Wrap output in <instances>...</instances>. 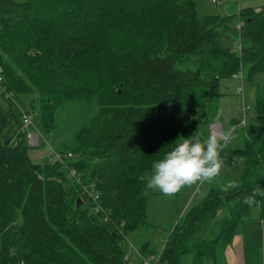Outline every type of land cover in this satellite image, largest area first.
I'll list each match as a JSON object with an SVG mask.
<instances>
[{"label":"trees","instance_id":"obj_1","mask_svg":"<svg viewBox=\"0 0 264 264\" xmlns=\"http://www.w3.org/2000/svg\"><path fill=\"white\" fill-rule=\"evenodd\" d=\"M245 66L249 79L264 73V5L203 15L197 0H0L4 91H37L46 135L67 103L96 106L59 151L71 157L43 169L27 157L21 115L0 106V264H128L123 237L146 225L153 162L184 138L207 139L221 82ZM254 95L240 147L221 152L243 161L240 178L184 213L159 264H225L251 212L264 222V196L243 203L264 189V85Z\"/></svg>","mask_w":264,"mask_h":264},{"label":"rangeland","instance_id":"obj_2","mask_svg":"<svg viewBox=\"0 0 264 264\" xmlns=\"http://www.w3.org/2000/svg\"><path fill=\"white\" fill-rule=\"evenodd\" d=\"M197 5L199 12L203 15L209 13L234 15L237 14L240 9L259 11L264 5V0H215V2L212 0H197ZM233 22L236 24V21L233 20ZM241 76L242 81L233 80L231 78L221 82L222 85L220 86V89L224 93V96H222L215 105L216 111L213 115V121L217 120V123L222 125V129L220 130L223 131L222 133L235 125L230 122V120L237 117L236 109L240 107L242 103L245 106L250 107L248 113L249 115H253L255 87L264 85V73H256L251 79H249L248 70L245 66L241 69ZM240 86L243 88L241 94L239 92ZM11 103L12 109L18 115H21L22 113L26 114V110L29 109V106H33L35 109V112L29 116L31 125L28 127L30 132L35 135L33 138L34 142L29 143L25 134L23 143L26 147V154L29 161L41 169L52 163V155L59 153L61 149H64L62 148L64 143L68 146L71 145L73 133L80 126L88 123L96 112V106L94 104H86L80 101L69 102L62 109L56 110V130L51 134L46 135L43 133L40 121L37 118L41 105L40 96L37 91H33L29 95H22L19 98L12 96ZM0 106L3 109L10 108L9 100L5 97L1 89ZM218 113L220 114L219 118H217ZM214 123L215 122H212L210 124ZM208 130L209 129H207V134L209 136L210 132H208ZM234 136L235 139L227 148L229 151H234L240 147L243 138V129L238 124L236 125ZM223 159L225 161V169L222 171L221 175L211 183L205 182L198 185L202 188L200 191L204 190L206 194L211 188L229 189L233 187L234 181L240 178L242 168L238 161L241 162V159H235V161L231 158ZM151 172L152 168L147 174V177ZM198 186L184 188L171 198L164 196L158 190H152L146 187L143 191V194L146 197V225L130 235L123 237L125 248L127 249L130 247L129 241L136 249H140L142 245L147 244L149 251L158 254L175 223L184 215L188 208L196 205L202 199L201 193H196ZM256 214V211H252L249 219H246L245 222L242 223L241 228L243 227L245 229L248 226H252L259 229L261 223L256 217ZM262 226H264V224H262ZM261 233L259 234L258 231L252 236V240L256 242V245L253 249V256H251L252 259L249 260L248 264H262V258L264 257V227L263 240ZM255 252L256 255L254 254ZM149 254L150 253H147L146 255L150 256L151 254ZM128 256L133 258L134 254L129 253ZM152 264L156 263L153 261ZM180 264H191V257L184 256L181 259ZM204 264L208 263L205 261Z\"/></svg>","mask_w":264,"mask_h":264},{"label":"clouds","instance_id":"obj_3","mask_svg":"<svg viewBox=\"0 0 264 264\" xmlns=\"http://www.w3.org/2000/svg\"><path fill=\"white\" fill-rule=\"evenodd\" d=\"M235 128L236 125H233L225 131L222 138L210 134L203 141L191 137L176 142V146L162 159L153 162L152 172L147 177V188L171 198L184 188L215 181L225 169L221 152L235 139ZM139 179L144 181L146 177L141 175ZM257 196H264V189L253 190L251 195L244 197L243 203L259 208Z\"/></svg>","mask_w":264,"mask_h":264},{"label":"crops","instance_id":"obj_4","mask_svg":"<svg viewBox=\"0 0 264 264\" xmlns=\"http://www.w3.org/2000/svg\"><path fill=\"white\" fill-rule=\"evenodd\" d=\"M232 119L230 120V122L232 121ZM213 122H215L216 124H219V123H217V120H215ZM220 128L222 129V125H220ZM208 132H209V130H208ZM209 135H210V133H209ZM231 159H233L235 161L236 158H231ZM238 163L240 164V166L242 168L243 167V161L242 160H241V162L238 161ZM201 189H202L201 186H198L196 193H201V196H202L201 198L203 199L206 194H205L204 190L200 191ZM202 199L200 201H202ZM188 209H190V208H188ZM188 209L186 211H188ZM260 223L261 224L259 225V229L257 227H252V226H248L245 229L243 227L242 228L240 227L238 233L233 237L231 244L229 246H227V248L224 250V262H225V264H248L249 260L252 259L251 256H253V249H254V246L256 245V242L254 240H252V236L254 235V233L259 231V234H260L262 231L261 235H262V240H263V227L264 226H262V224H264V222L260 221ZM129 246L130 247H128L127 251H126V261L128 264H141V257L145 258V259H149L151 261V263L154 261L156 264H159L158 263V260H159L158 254H156V255H150L149 254L150 256L141 255L139 253L138 249L134 248L133 245H131L130 241H129ZM129 253H131V254L133 253L134 257L130 258L128 256ZM262 260H263V258H262ZM262 264H263V262H262Z\"/></svg>","mask_w":264,"mask_h":264},{"label":"built area","instance_id":"obj_5","mask_svg":"<svg viewBox=\"0 0 264 264\" xmlns=\"http://www.w3.org/2000/svg\"><path fill=\"white\" fill-rule=\"evenodd\" d=\"M213 2H215V0H212ZM236 1V0H235ZM238 1V0H237ZM243 25L242 21L238 20L237 21V24H236V28L238 30H240L241 26ZM235 49L237 51H240L241 50V44L238 43L236 46H235ZM232 79L233 80H239V81H242V76H241V71L235 73L232 75ZM2 78L0 77V89L2 90L3 94L5 95V97L11 101L12 100V95L10 93H6L4 91V88L2 87ZM243 91V88L242 86H240V89H239V92L240 94L242 93ZM250 110V107L249 106H245L243 103L240 107H238L236 109V113H237V116L239 117L240 121L238 123V125H240L241 127H245L246 124H247V119L248 117L250 116L248 111ZM21 132L23 133V135L25 136L26 134V137L29 141V143H32L34 142L33 141V138L35 137L34 133L30 132V130L28 129V127L31 125V120H30V117L29 115L25 114V113H22L21 114ZM221 128H220V125L216 123L214 124H210L209 125V132L210 134H214V135H217L219 137H223V133L222 131H220ZM71 157L70 154H60V153H55L54 155H52V158H51V161L52 163H61V164H64V162L69 159ZM70 174L71 176H74L75 175V172L74 170H71L70 171ZM97 196H94L93 197V201L96 203L97 202ZM100 209H99V205L96 204V207H95V212H98ZM142 264H152L151 261L149 259H145V258H142ZM263 264H264V257H263V260H262Z\"/></svg>","mask_w":264,"mask_h":264},{"label":"water","instance_id":"obj_6","mask_svg":"<svg viewBox=\"0 0 264 264\" xmlns=\"http://www.w3.org/2000/svg\"><path fill=\"white\" fill-rule=\"evenodd\" d=\"M79 204H80V203L78 202V203H77V206H79Z\"/></svg>","mask_w":264,"mask_h":264}]
</instances>
